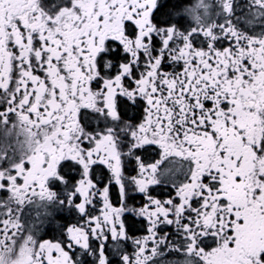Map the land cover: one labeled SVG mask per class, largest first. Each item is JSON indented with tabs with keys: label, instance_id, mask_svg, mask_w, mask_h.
I'll list each match as a JSON object with an SVG mask.
<instances>
[{
	"label": "snow or ice",
	"instance_id": "1",
	"mask_svg": "<svg viewBox=\"0 0 264 264\" xmlns=\"http://www.w3.org/2000/svg\"><path fill=\"white\" fill-rule=\"evenodd\" d=\"M0 264H264V0H0Z\"/></svg>",
	"mask_w": 264,
	"mask_h": 264
}]
</instances>
